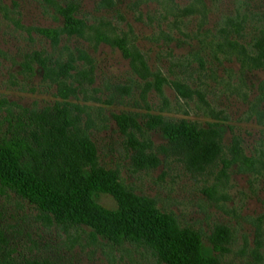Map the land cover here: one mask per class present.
I'll list each match as a JSON object with an SVG mask.
<instances>
[{"label": "rangeland", "instance_id": "obj_1", "mask_svg": "<svg viewBox=\"0 0 264 264\" xmlns=\"http://www.w3.org/2000/svg\"><path fill=\"white\" fill-rule=\"evenodd\" d=\"M68 9L82 35L61 32ZM263 32L264 0H0V144L31 139L66 108L122 191L199 234L219 264H264V66L250 58ZM158 118L218 126L223 151L199 161ZM234 152L255 165L228 163ZM96 199L118 209L110 194ZM33 260L165 264L150 246L58 225L0 184V264Z\"/></svg>", "mask_w": 264, "mask_h": 264}, {"label": "trees", "instance_id": "obj_2", "mask_svg": "<svg viewBox=\"0 0 264 264\" xmlns=\"http://www.w3.org/2000/svg\"><path fill=\"white\" fill-rule=\"evenodd\" d=\"M71 10L61 12L64 17L61 32L68 36L82 35V22ZM47 36L57 43L60 33L49 30ZM253 47L257 54L250 58L261 68L264 66V32L255 39ZM70 118L68 109H58L31 139L0 144V184L29 200L63 227L86 225L108 241L150 246L165 264H219L216 257L204 254L199 234L182 229L170 215L159 210L153 200L132 197L130 192L122 191L121 185L116 183L118 172L98 164L94 144L78 132ZM116 118L130 121L123 115ZM155 125L172 146L186 150L204 163H212L223 151L222 129L216 125L197 130L186 120L172 123L162 118L156 119ZM133 140L141 149L151 148L149 142ZM140 151L143 154V150ZM233 156L228 163L241 159L248 166L256 163L243 153L234 152ZM99 194L113 196L118 209L109 212L101 208L96 199ZM32 262L29 264H48Z\"/></svg>", "mask_w": 264, "mask_h": 264}]
</instances>
